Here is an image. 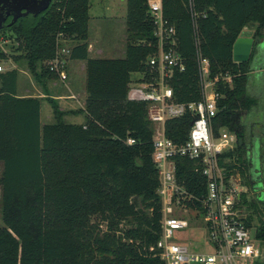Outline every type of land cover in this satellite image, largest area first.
<instances>
[{"label":"trees","instance_id":"1","mask_svg":"<svg viewBox=\"0 0 264 264\" xmlns=\"http://www.w3.org/2000/svg\"><path fill=\"white\" fill-rule=\"evenodd\" d=\"M126 55L92 58L89 50L90 0H54L38 17L20 19L0 36L13 40L12 55L23 60L38 84L59 77L48 63L60 35L71 48L70 60L86 63L85 123L66 121L55 101L54 122H42V98L19 95L18 70L0 73V264H165L156 250L162 234L163 202L153 161L155 126L146 103L128 99L130 85L148 71L157 39L148 0H126ZM201 52L211 76L220 77L218 114L213 130L234 133L242 145L221 157L229 176L254 189L247 117L259 105L249 91L252 65L264 46V0H194ZM165 17L179 37L186 71L175 72L171 86L178 103L202 100L194 22L188 0H163ZM11 23V19L7 25ZM255 28L251 59L236 63L233 50L245 29ZM15 47V46H14ZM0 49V59H5ZM230 76L232 83H226ZM196 120L191 112L166 123L176 145L189 140ZM135 141L128 145V140ZM178 180L200 194L205 179L198 163L176 158ZM205 188V187H204ZM203 188V191H204ZM257 240L264 247V201L242 195ZM264 264V263H263Z\"/></svg>","mask_w":264,"mask_h":264},{"label":"built area","instance_id":"2","mask_svg":"<svg viewBox=\"0 0 264 264\" xmlns=\"http://www.w3.org/2000/svg\"><path fill=\"white\" fill-rule=\"evenodd\" d=\"M188 1L194 22L202 100L187 104L176 100L171 80L175 72L186 71V63L179 52L177 29L165 17L163 0H148L157 39L156 52L147 61L148 71L133 79L128 96L131 102L148 105V116L155 126L153 161L159 172L163 219L161 238L153 250L165 264H263L264 247L257 240L255 227L249 226L247 209L242 203L246 192L241 177L237 173L229 176L220 163L221 157L236 150L240 142L228 130H222L218 137L214 134L221 78L211 76L210 60L201 52L199 15L194 0ZM7 42L0 36V49ZM67 43L60 35L56 56L48 63L50 71L62 81L67 79L71 54ZM0 73H4L1 65ZM224 80L232 83L230 76ZM188 112L196 116L189 140L176 145L166 136V123ZM127 143L134 145L135 141L129 139ZM178 157L198 163L196 172L205 179L198 187L199 195L179 183Z\"/></svg>","mask_w":264,"mask_h":264},{"label":"rangeland","instance_id":"3","mask_svg":"<svg viewBox=\"0 0 264 264\" xmlns=\"http://www.w3.org/2000/svg\"><path fill=\"white\" fill-rule=\"evenodd\" d=\"M89 15L91 18L89 36L91 38L96 39L98 33L103 34L108 40L113 37V33L119 38L122 34L127 36V2H121L120 0H90ZM254 31V27L248 28L243 32L242 36H252ZM7 41L8 42L1 47L2 52L5 54V59H0V65L4 68V73L14 69L18 70L20 96L42 98L43 124L54 122L53 108L49 100L55 101L60 109L67 113L77 112L81 107L85 108V104H82L81 98L77 95L73 96V94H71V91L74 93L75 90L74 88H71V90L69 89L67 85L68 80L63 84L56 81V85L49 82L47 87L38 84L34 75L29 71L27 63L23 60L16 62L13 59L12 55H20V53L14 52V48L17 47V44L13 40ZM117 57H120V55ZM252 69L253 72L249 81V91L253 97L259 100V105L250 113L246 120L248 127L255 130L258 137H264V51L262 52L260 59L257 57L256 62L252 65ZM84 119L85 118L82 116L80 121H78L83 122ZM71 120L70 116L66 119L69 123ZM262 140L264 139H259L261 146L262 143L264 144V141L262 142ZM261 146L259 148H261ZM244 192H246L245 194H247L248 199L253 201L256 197L260 196L264 190H254L245 187ZM247 213L248 217L253 218V222L256 224L257 217L253 216V212L247 209ZM2 226V204L0 201V227ZM201 236H204V232H201Z\"/></svg>","mask_w":264,"mask_h":264},{"label":"crops","instance_id":"4","mask_svg":"<svg viewBox=\"0 0 264 264\" xmlns=\"http://www.w3.org/2000/svg\"><path fill=\"white\" fill-rule=\"evenodd\" d=\"M121 2H126V0H120ZM246 31V29H245ZM243 37V36H242ZM251 37V36H247ZM126 41L127 36L125 34H122L119 38L116 37L113 33V37L111 39H107L103 34L98 33L97 38H91L89 36V50L92 58H111V59H121L124 58L126 55ZM68 45L72 48L74 45H76L75 42H68ZM120 55V57H117ZM107 56V57H106ZM67 85L69 89L71 88L75 90L73 93L71 91V94L73 96L77 95L81 98L82 104H85L86 101V63L82 61H69L68 71H67ZM58 83H64L66 81H63L61 79L57 80ZM52 84H57L56 81L52 82ZM70 94V95H71ZM22 97V96H21ZM41 98V97H40ZM84 107L77 110V112H66L67 116L66 119L70 116L71 122L75 124H84L85 119L83 122H79L80 118L83 116L85 118V115H83L80 111L83 110ZM49 118V117H48ZM79 120V121H78Z\"/></svg>","mask_w":264,"mask_h":264},{"label":"water","instance_id":"5","mask_svg":"<svg viewBox=\"0 0 264 264\" xmlns=\"http://www.w3.org/2000/svg\"><path fill=\"white\" fill-rule=\"evenodd\" d=\"M53 0H0V32L5 27H11L20 19L29 16L38 17L50 9ZM11 19V23L8 21ZM255 40L252 37H240L233 50L236 63H247L251 59ZM1 87V82H0ZM240 140V145H242ZM259 147H256V152Z\"/></svg>","mask_w":264,"mask_h":264},{"label":"flooded vegetation","instance_id":"6","mask_svg":"<svg viewBox=\"0 0 264 264\" xmlns=\"http://www.w3.org/2000/svg\"><path fill=\"white\" fill-rule=\"evenodd\" d=\"M247 37V36H246ZM264 51V46H260V55ZM260 59V58H259ZM250 131V149H249V159L251 161L252 167V177L254 181V190H264V144L262 146L260 144L259 139H264V137H258L255 130H252L249 127ZM264 140H262L263 142ZM260 147L259 150L256 152V147ZM264 201V192L261 193L260 196L256 197Z\"/></svg>","mask_w":264,"mask_h":264}]
</instances>
